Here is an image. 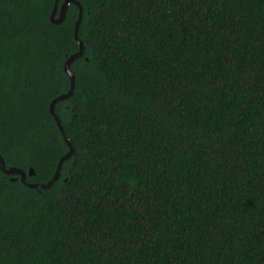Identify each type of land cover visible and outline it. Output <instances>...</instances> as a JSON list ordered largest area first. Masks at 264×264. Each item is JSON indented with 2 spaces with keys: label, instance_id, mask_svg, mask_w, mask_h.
I'll list each match as a JSON object with an SVG mask.
<instances>
[{
  "label": "trees",
  "instance_id": "1",
  "mask_svg": "<svg viewBox=\"0 0 264 264\" xmlns=\"http://www.w3.org/2000/svg\"><path fill=\"white\" fill-rule=\"evenodd\" d=\"M77 1L73 152L48 188L0 170V264H264V0ZM54 3L0 0V155L31 183L69 148Z\"/></svg>",
  "mask_w": 264,
  "mask_h": 264
},
{
  "label": "water",
  "instance_id": "2",
  "mask_svg": "<svg viewBox=\"0 0 264 264\" xmlns=\"http://www.w3.org/2000/svg\"><path fill=\"white\" fill-rule=\"evenodd\" d=\"M72 3V4H75L78 9H79V13H78V18L77 20L75 21V26H74V38L79 46V49L69 55L67 57V59L65 60L64 62V71L65 73L68 75L69 79H70V87L68 89L67 92L65 93H62L54 98H52V100L50 101V104H49V111L51 113V115L53 116L66 144L68 145V151L63 154V156L59 159L58 161V164H57V167H56V170H55V173L53 175V177L48 180L47 182L45 183H31V182H28L26 180V176L27 175H33L35 174L33 169L32 168H29L28 171H24L20 168H17V167H9L7 168L6 165H5V162L3 160V158L1 157L0 155V170L5 174V175H8L10 176V180L11 181H15L17 180L18 178L20 179V181L27 187L29 188H48L50 187V185L56 181L59 177H60V174H61V168H62V163L63 161H65L66 159H68L72 152H73V148L69 142V139L66 137L65 135V132L63 130V127L61 125V122H60V119L58 117V115L54 112V105L56 102L58 101H61V100H64L66 99L67 97H69L71 94H72V91H73V88H74V73L71 69V63L78 57L82 56L83 53H84V50H85V46H84V43L83 41L78 37V27H79V24L81 22V18H82V6L81 4L79 3V1L77 0H63L62 3L60 4L59 6V9H58V13H57V8H58V2H56L55 0V3H54V6H53V9L52 11L50 12L49 14V19L52 23H55V24H58V23H61L64 18H65V15H66V11H67V7L68 5ZM66 180V178H65Z\"/></svg>",
  "mask_w": 264,
  "mask_h": 264
},
{
  "label": "snow or ice",
  "instance_id": "3",
  "mask_svg": "<svg viewBox=\"0 0 264 264\" xmlns=\"http://www.w3.org/2000/svg\"><path fill=\"white\" fill-rule=\"evenodd\" d=\"M56 2H58V0H56Z\"/></svg>",
  "mask_w": 264,
  "mask_h": 264
}]
</instances>
